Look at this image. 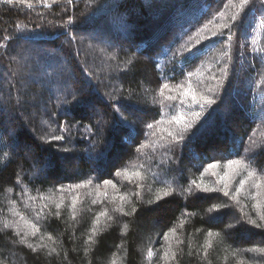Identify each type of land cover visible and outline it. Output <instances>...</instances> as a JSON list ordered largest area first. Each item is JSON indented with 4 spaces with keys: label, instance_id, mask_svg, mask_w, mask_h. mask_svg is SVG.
Masks as SVG:
<instances>
[{
    "label": "trees",
    "instance_id": "16d2710c",
    "mask_svg": "<svg viewBox=\"0 0 264 264\" xmlns=\"http://www.w3.org/2000/svg\"><path fill=\"white\" fill-rule=\"evenodd\" d=\"M27 3L0 0V264H165L169 245L177 253L172 264H264V221L245 195L239 204L221 193L211 194L221 198L210 202L174 193L147 203L160 189L171 186L179 193L180 186L189 187L213 158L223 164L255 156L250 167L264 176V6L253 0L233 23L240 0ZM216 23H229L230 30L213 36ZM42 70L44 81L38 76ZM222 71L226 75L220 82ZM27 74L36 78L32 87ZM65 74L72 78L66 80ZM189 79L215 103L201 110L165 99L179 96L178 84L186 91ZM164 83L172 91L165 89L161 96ZM49 91L51 97L43 96ZM227 106L229 112L223 113ZM93 107L100 115L88 109ZM173 115L192 121L181 143L165 131H179L168 123ZM141 144L149 147L137 152ZM90 156L96 157V169ZM118 170L141 171L143 187L116 176ZM105 179L113 180L118 191L109 187V199L93 204L95 184ZM203 180L215 185L216 177L205 173ZM88 181L87 188L57 191ZM137 191L140 196L133 195L125 206L131 212L134 204V214L113 211L120 203L112 201L114 195ZM77 193L73 216L71 198ZM217 205L219 212H209ZM105 209L113 221L100 217L97 225L96 216ZM14 212L40 231L31 235L34 230ZM220 213L228 215L211 222ZM173 227L182 243L162 238ZM25 232L26 242H21ZM208 239L213 246L205 255ZM149 248L155 253L151 258Z\"/></svg>",
    "mask_w": 264,
    "mask_h": 264
},
{
    "label": "snow or ice",
    "instance_id": "6c2138e0",
    "mask_svg": "<svg viewBox=\"0 0 264 264\" xmlns=\"http://www.w3.org/2000/svg\"><path fill=\"white\" fill-rule=\"evenodd\" d=\"M4 2L8 4H26L27 0H4ZM253 0H240V3L238 5L239 11L231 16V21L235 23L238 20V17H240L241 12H244L246 8H248L252 4ZM258 2L264 6V0H258ZM27 7L31 8L32 4L27 3ZM231 25L229 23H216L214 24V28L216 29L215 32L212 33L213 36L216 35H223L224 29L230 30ZM228 40H232V36H227ZM224 56L227 57L228 53L225 52ZM226 75V72L222 71V75L220 78V82L223 81L224 77ZM168 89L171 93L172 89L170 88V85L168 83L162 84L160 88V95L164 96V90ZM176 91L179 93V96H174L169 94L165 99L174 101L177 99L181 100V103H188L199 105L201 110L206 105H212L215 103V100L211 97H209L206 94L199 93L196 91L191 83V80L189 79L187 90H184V85H176ZM163 103V101H161ZM192 115L196 118H199L201 113L200 112H194ZM163 123L162 121H158L157 124ZM169 125L175 124L179 131H173L171 128L165 129L167 132V137L174 143H181L184 139L183 135L181 133L188 131L192 127V121L186 120L183 115H173L168 120ZM147 127L149 129H152L154 127L153 124H148ZM55 140H62V136H55L53 137ZM149 147V145L141 144L140 147L136 149L137 152H140L142 148ZM255 159V156H252L250 158H242V159H227L226 163L221 164L220 161L215 160L213 158V162H210L207 164L206 167H204V171L201 173V177L199 180L193 179L190 182V186L185 188L183 186H180L179 193H177V189L173 188L171 186H168L165 189H160L155 194L154 200H149L147 203L149 204H157L159 201L163 200L166 197H169L171 195L175 194H181L184 195L185 198L188 196L195 197V201L197 202H210L212 200H219L221 197L218 195H211L213 193H221L223 197L229 198L234 204L240 203V197L241 195H245L248 199H251L254 201L253 203V210L258 214L259 219L261 221H264V176L258 175L255 170H252L250 167V160ZM203 167V166H202ZM261 172H264V169L261 170ZM205 173L210 174L213 177H216L215 185H209L206 184L203 180V176ZM116 176L120 177L122 176L124 179L128 180L129 183H134L137 187V189H141L143 187L144 181L146 179L145 174H143L141 171H134L129 172L127 170L117 171L115 173ZM237 177H240V179L237 181ZM153 180L157 183H165L163 180H159L156 176H153ZM92 184V181H88L86 184H77L74 187H70L68 189H65L63 187L57 189L60 193L64 192H73L75 189L80 188H87ZM111 187V189L118 191L117 185L113 182L111 179H105L103 180V184L96 183L94 187V191L96 193V197L98 199H93L92 203H101L104 200L109 199V193L108 188ZM247 189H255V192L252 193L251 191H247ZM103 188V191L101 189ZM204 193L206 195H197L196 193ZM135 195L137 197L140 196V192H134L132 194H120L118 196H113L112 201L115 202V200H119V205L113 209L114 212H117L123 216H129L134 214L137 211V208L133 204L131 208V212H128L125 210V206L127 204L132 203V196ZM40 199H51V197H40ZM78 202H80L79 194L73 195L71 198V204L70 207L73 209V216H75V210L77 207ZM64 200L63 196H61L60 203L55 204V208L57 209L56 215L59 216L60 212L59 210L63 207ZM220 205L214 206L213 208L209 209V212H219ZM223 207L231 209V205L225 203ZM42 209L37 211V216H40L42 214ZM14 215H18L21 220L25 222V225L34 231L31 232V235L35 236L40 230L39 227L33 223L32 221L28 220L25 216H23L20 213L14 212ZM183 215V213H182ZM225 215H228V213H220L218 215L212 216L211 222H222L223 217ZM100 217H105L107 221H113V217L109 215L107 209L99 212L96 216L95 223L98 225L100 222ZM248 223L256 225L259 227V224H257L256 220L249 219ZM12 225L6 224L5 227H11ZM228 228H233V225H228ZM97 229L93 228V233L95 234ZM122 232H127V224H124L122 227ZM20 232H17V235H20ZM28 235L27 232H25L21 238V242H26V236ZM207 237L211 238L213 237L214 233L211 231L207 232ZM216 236H219V233L215 234ZM162 238L165 241H170L171 238H176L178 243H182V241L179 240L178 234L176 229L170 228L169 231L164 232L162 234ZM51 239V237H49ZM89 242H92V237H89ZM213 246L211 239L206 240L204 247L205 255H207V250ZM264 252V250H260ZM155 253L151 248L147 251V257L151 258ZM165 261V264H172L173 261H176L177 259V253L175 250L171 249V246L169 245V250L164 251L163 257ZM112 264H116L115 261L112 262Z\"/></svg>",
    "mask_w": 264,
    "mask_h": 264
},
{
    "label": "rangeland",
    "instance_id": "374dc122",
    "mask_svg": "<svg viewBox=\"0 0 264 264\" xmlns=\"http://www.w3.org/2000/svg\"><path fill=\"white\" fill-rule=\"evenodd\" d=\"M262 27V26H261ZM261 27H260V24H259V26L256 28V30L255 31H253V33L255 34V35H257L258 33L260 34V31H261ZM259 36V35H258ZM258 36H257V39H258ZM120 42H121V40H120ZM122 43H124V44H126L125 42H123L122 41ZM38 76H39V78H40V80H45V78H46V74H45V71L44 70H42V71H40L39 73H38ZM65 76H66V74H65ZM27 80H28V85L30 86V87H32V85L34 84V83H36V78L35 77H33V76H31L30 74H27V76L25 77ZM69 78L71 79L72 77L71 76H66V80H69ZM3 84V79H1L0 80V85H2ZM64 89H68L69 88V86H68V84H67V81L66 82H64ZM43 96H47L48 98L49 97H51L52 95H51V92L49 91V93H46V94H43ZM54 97V96H53ZM21 107V106H20ZM19 106H17V108H20ZM90 111H93L94 112V114H99L100 115V112L95 108V107H93V108H88ZM229 110H230V107H225L224 109H223V113H227V112H229ZM12 111L10 110V113H11ZM12 114V113H11ZM43 114H48V110L47 111H43ZM186 119V118H185ZM104 121H103V119H101L100 120V123L102 124ZM88 158H90V161H91V164H93L94 165V167H95V169H96V157L95 156H90V157H88ZM191 159H193V157L191 156ZM232 219V218H231ZM232 220H234V218L232 219ZM229 223H232V221L231 220H229Z\"/></svg>",
    "mask_w": 264,
    "mask_h": 264
}]
</instances>
